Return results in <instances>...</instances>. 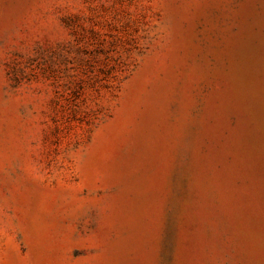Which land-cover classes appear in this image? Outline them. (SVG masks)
<instances>
[{"label":"rangeland","instance_id":"rangeland-1","mask_svg":"<svg viewBox=\"0 0 264 264\" xmlns=\"http://www.w3.org/2000/svg\"><path fill=\"white\" fill-rule=\"evenodd\" d=\"M0 264H264V0H0Z\"/></svg>","mask_w":264,"mask_h":264}]
</instances>
